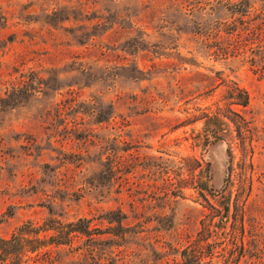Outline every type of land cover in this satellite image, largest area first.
Listing matches in <instances>:
<instances>
[{
  "label": "rangeland",
  "instance_id": "rangeland-1",
  "mask_svg": "<svg viewBox=\"0 0 264 264\" xmlns=\"http://www.w3.org/2000/svg\"><path fill=\"white\" fill-rule=\"evenodd\" d=\"M51 218L24 264H264V0H0V238Z\"/></svg>",
  "mask_w": 264,
  "mask_h": 264
},
{
  "label": "trees",
  "instance_id": "trees-1",
  "mask_svg": "<svg viewBox=\"0 0 264 264\" xmlns=\"http://www.w3.org/2000/svg\"><path fill=\"white\" fill-rule=\"evenodd\" d=\"M89 221L80 219L77 222L65 223L49 219L43 225H24L19 228L11 239L0 238V252L2 264H24L25 253H35L47 245H64V239L71 241L75 234H90ZM54 232L49 239H42L40 235L46 232Z\"/></svg>",
  "mask_w": 264,
  "mask_h": 264
}]
</instances>
